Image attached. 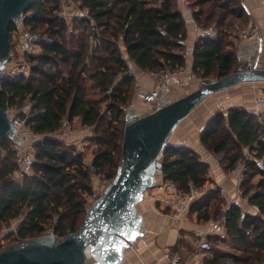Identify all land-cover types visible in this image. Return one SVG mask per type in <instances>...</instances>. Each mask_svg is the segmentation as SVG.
Wrapping results in <instances>:
<instances>
[{
  "label": "trees",
  "instance_id": "16d2710c",
  "mask_svg": "<svg viewBox=\"0 0 264 264\" xmlns=\"http://www.w3.org/2000/svg\"><path fill=\"white\" fill-rule=\"evenodd\" d=\"M79 2L89 17L75 18L68 28L65 21L57 20L58 0H32L26 21L32 29L49 35L52 42L43 44L40 52L30 57L27 77L0 78V106L5 109L7 102L20 107L24 101H31L30 129L41 135L34 143L32 173L21 181L11 179L16 169L13 140L0 137V229L19 218L7 246L40 236L50 227L55 236L62 237L76 231L84 218L85 197L92 190L90 170L72 142L51 135L64 117L79 118L83 126L93 128L96 148L91 163L98 167L103 180L110 181L116 175L126 124L125 113L121 115L134 91L135 79L123 73L111 83L112 77L103 72L109 61L120 63L121 52H126L129 60L145 71L185 65L184 54L174 50L185 37V22L173 0L154 5L146 0ZM188 4L196 6L192 15L198 25L214 24L218 30L216 38L202 36L195 43L192 70L206 81L239 70L228 27L230 17L243 14L241 0H188ZM92 22L98 29L95 41L90 38ZM161 28L164 34L159 32ZM13 31L11 23L10 42ZM90 79L93 83L88 86ZM92 87H97V97H88ZM201 140L220 157L225 168L245 161L241 193L258 211L255 215L246 212L241 221L238 205L231 204L224 211L227 234L223 241L239 253L223 252L210 244L212 255L206 257V264H222L219 259L225 254L233 256L234 264H263L264 192L259 189L264 190V129L259 118L245 109L230 107L227 114L217 112L207 122ZM247 146L250 155L245 159L243 148ZM160 160L163 180L178 189H187L189 182L202 187L208 178V164L191 148L168 145ZM257 174H262L259 181L250 182ZM223 202L218 189H209L190 208L198 218L208 219L220 216Z\"/></svg>",
  "mask_w": 264,
  "mask_h": 264
},
{
  "label": "crops",
  "instance_id": "0c3cea01",
  "mask_svg": "<svg viewBox=\"0 0 264 264\" xmlns=\"http://www.w3.org/2000/svg\"><path fill=\"white\" fill-rule=\"evenodd\" d=\"M241 2L244 11L242 16L240 15L239 17L230 19V27L233 28L234 34L230 33L229 39L233 42L236 60L240 69L252 65L259 50L262 56L261 67L264 62V0H241ZM177 9L184 18L185 37L181 41V45L174 47V50L184 54L185 65L179 68L178 76L169 79L167 87L162 89L161 98L163 101L173 100L185 94L183 92L181 93V91L189 83L195 84L193 80L189 78V70L192 69V51L195 43L203 36L198 31L200 25L196 23L192 15V11L196 9V6L190 7L189 4L185 5L181 0H178ZM241 18L244 19V21H241L244 24V28L242 29L237 25ZM247 29L250 31L254 30V32H252L249 38L241 39L238 35L239 31ZM230 47L231 44L227 46V48ZM120 48L123 49V45H120ZM253 56L255 57L254 60ZM103 72L110 79L112 77L111 83H114L123 73H129L133 75L135 81H139L143 86L153 87L155 85L150 71L138 68L129 60L126 52H123L120 63L115 62V60L111 63L109 62ZM248 82L260 83L259 80L239 82L206 97L177 123L169 138L171 144L183 145L191 148L198 153L201 160L208 164V178L203 186L206 188L205 192L209 189L219 190L221 197L224 199L220 214L229 208L232 198L235 199L233 204L238 205L241 208V212H247L252 215L258 212L257 207L252 205L245 195L237 193L236 179L231 174L230 169L225 168L220 161V157L214 154L201 140V134L207 122L217 112H220L215 109L217 103L223 105V110L221 112L224 114H227L230 107H237L245 109L259 118L260 113L264 109V105H256L253 102L254 95L251 96L249 92L244 91L245 88L241 85ZM135 90L134 88V94ZM96 92L98 91L96 90ZM97 96L96 93H92V95L90 92L88 93V97ZM129 111H133V113H144L149 111V107L146 103L138 99L133 105H130L126 109L125 114L129 113ZM73 123L75 132L64 140L72 142L77 148L78 143H80V141L77 143V140L81 139L82 144L86 148L88 142L87 137L89 136L91 127L83 126L79 118H74ZM76 124H79V127H77ZM243 154L244 157L250 155L249 146L243 148ZM82 157L85 163H90L92 161V156L86 159L84 156ZM90 176L91 183L93 184L96 176ZM261 177L262 174H257L250 182L257 183ZM161 181L162 175L155 170L152 185L150 187ZM165 185L168 190L176 188L175 185L170 182H165ZM147 189L144 191L141 198L133 205L135 215L140 217L137 223L138 226L133 228L128 236L126 235L123 237L124 243L120 248L119 257L114 264H141L142 262L160 264L162 262V252L164 249L169 248L174 251H179L182 254H187L203 235H206L207 238L211 237L221 244L224 243L223 238L226 235L219 236L210 233V222L216 219L213 215L208 219H203L198 218L196 212L192 211L191 208L180 214L174 212L170 208H162L149 200L146 194ZM215 246L219 247L218 244ZM209 254L210 250L204 252V256L198 264H206V257L211 256V254ZM91 258H93L92 255ZM221 259L220 257L219 260L222 264H230V262H225V260L222 261ZM92 260L91 262H97L94 258ZM232 263L234 264V261H232Z\"/></svg>",
  "mask_w": 264,
  "mask_h": 264
},
{
  "label": "water",
  "instance_id": "95a60500",
  "mask_svg": "<svg viewBox=\"0 0 264 264\" xmlns=\"http://www.w3.org/2000/svg\"><path fill=\"white\" fill-rule=\"evenodd\" d=\"M31 2L0 0V69L9 58L10 24ZM256 80H264V67L257 66V56L249 67L208 80L173 100L163 101L157 109L129 111L125 114L116 175L92 202L78 229L62 237L42 234L10 244L0 250V264H114L123 237L138 226L140 217L135 215L133 205L152 185L155 161L168 145H173L169 138L177 123L206 97L239 82ZM2 136L21 142L10 116L0 106ZM91 255L97 262H91Z\"/></svg>",
  "mask_w": 264,
  "mask_h": 264
},
{
  "label": "built area",
  "instance_id": "2783aa9c",
  "mask_svg": "<svg viewBox=\"0 0 264 264\" xmlns=\"http://www.w3.org/2000/svg\"><path fill=\"white\" fill-rule=\"evenodd\" d=\"M185 5H188V0H181ZM89 17L85 10H79L77 13V18L82 19ZM26 11L18 14L17 19L13 22L14 31L13 34L17 35V46L15 52L10 49L9 58L4 63V66L0 69V78L2 77H15L22 76L27 77L30 74L31 70V59L32 55H37L40 52L41 46L43 44H48L52 42V38L47 34H42L39 31L32 29L31 25L26 21ZM90 38L92 41H95L98 36V29L94 22L91 26ZM198 31L203 36H208L211 38H216L218 36V30L214 24L208 26H199ZM161 34L165 33V30L161 28L159 30ZM253 31L241 30L238 35L242 38H249L252 35ZM95 34V35H94ZM122 40V36H118V42ZM95 45V43H94ZM123 56V52H121ZM257 56V66L260 67L262 63V57L260 56V50ZM264 67V62L263 66ZM178 68H172L166 66L164 69L159 71H150L151 76L154 79L155 85L153 87L143 86L139 81L134 82L135 87V96L137 99L146 103L149 107V110L157 109L163 104L161 98L162 89L166 88L168 85V80L175 78L179 73ZM189 78L193 80L194 83H197L198 86L206 82V78L196 74L192 69L189 70ZM260 85L257 91L253 96V102L256 105H264V80L259 81ZM111 86L108 87L107 92H111ZM33 103L31 101H26L25 104L19 108L10 106L6 102L5 111L10 116L11 126L15 130L17 136L21 138V142H13V152L16 162V169L11 174V179L14 181H21L25 175L32 173V166L35 162V148L34 143L41 138V135L33 132L30 129V124L28 122L29 110ZM217 111L223 110V105L217 103L215 106ZM259 122L261 127L264 129V109L259 115ZM73 120H68L64 117L59 127L51 133V135L66 139L72 135L74 131ZM80 141V143H78ZM77 153H81L84 156L85 146L82 144L81 139L77 140ZM248 158V155L244 157ZM90 174L96 176L95 181L92 184L91 192L85 197V211L89 209L92 202L98 198L103 192L104 188L108 184L106 180L101 179L98 173V167L93 163H86ZM156 172L162 175V164L161 160L155 161ZM244 170H245V161L237 162L231 169V174L236 179V191L241 193V184L244 179ZM206 188L204 186L198 187L194 183L189 182L187 189H178L174 188L168 190L165 181H162L147 190V197L155 205L162 208H170L176 213H183L188 210L191 204L204 192ZM259 192L263 193V189H259ZM235 201L234 198L230 200V203L233 204ZM245 213L240 212L239 220H243ZM211 231L210 233L216 234L219 236H225L227 234L226 227V215L223 211L219 217L211 220L210 222ZM16 231L13 229H8V232ZM44 234H54L53 227L47 228ZM55 235V234H54ZM4 237H0V250L7 246V242L4 241ZM211 248L210 243L206 237L203 235L200 239L193 245L190 252L187 254H182L179 251H174L169 248L164 249L162 252V262L160 264H198L204 256V252L209 251ZM141 264H148L142 262ZM264 264V263H263Z\"/></svg>",
  "mask_w": 264,
  "mask_h": 264
},
{
  "label": "rangeland",
  "instance_id": "374dc122",
  "mask_svg": "<svg viewBox=\"0 0 264 264\" xmlns=\"http://www.w3.org/2000/svg\"><path fill=\"white\" fill-rule=\"evenodd\" d=\"M147 1V3H149V4H157V3H159L160 1L159 0H146ZM173 2L175 3V6H177L178 7V0H173ZM191 7V6H190ZM79 10H84V9H82L81 8V6H80V2H79V0H58V11H57V14H58V17H57V20H58V22L59 21H65L66 22V24H67V27L68 28H70V27H72V23H73V20L75 19V18H77V13L79 12ZM231 19L232 18H234V17H230ZM241 21H244V19L243 18H241L240 19V21L237 23V25H238V27L240 28V29H242V28H244V24H243V22H241ZM241 22V23H240ZM210 25V24H209ZM233 28H231V27H228V30H229V32L231 33V34H234V30H232ZM238 29V28H237ZM238 31V30H237ZM236 31V32H237ZM66 32H67V30H66ZM40 33H42L41 31H40ZM42 34H44V33H42ZM11 43H12V47H11V50L13 51V52H15V48H16V46H17V35L16 34H13L12 36H11ZM260 56H261V53H260ZM262 57V56H261ZM254 56H253V60H254ZM110 63L111 62H113L112 60L111 61H109ZM63 66V65H62ZM214 77H211V78H209L210 80L211 79H213ZM93 83V80L92 79H90V80H88V86H90L91 84ZM192 84L193 83H189L184 89H187V90H182L181 91V93L183 92V93H186V92H188V91H190V90H192V89H194L195 87H197L198 86V84L197 83H195V84H193V86H192ZM259 85H260V83H244V84H242L241 86H244V91H246V92H249L250 94H251V96H253L254 95V93L257 91V89L259 88ZM190 86V87H189ZM95 87H92V88H90L89 89V91H88V93L90 92V94L92 95V93H96V90H97V87L94 89ZM241 88H243V87H241ZM185 91V92H184ZM97 95H98V93H96ZM95 95V94H94ZM138 99L136 98V96H135V94H134V91H131V95H130V98H129V102L127 103V105H125V107L123 108V113H122V115H121V117H124V113H125V111H126V109L130 106V105H133L136 101H137ZM27 101V100H26ZM26 101H24L23 103H22V105L21 106H23L24 104H25V102ZM20 106V107H21ZM17 108H19V107H17ZM105 108V107H104ZM76 126L77 127H79V124H76ZM95 133H94V130H93V128L91 127L90 128V133H89V136L87 137V140H88V142H87V146H86V148H85V152H84V158L86 159V158H89L90 156H92L93 157V154H94V151H95V148H96V140L94 139L95 137ZM107 182H109V180L107 181ZM149 189V188H148ZM147 189V190H148ZM146 194H147V192H146ZM210 210H212L211 208H210ZM217 217V215L214 217V218H216ZM18 222H19V218H14V219H12V220H10V221H8L7 223H4L3 224V226H2V228L0 229V237H4V241L5 242H7V243H9L13 238H12V236L15 234L14 233V231H12V232H8V229H13V230H17V225H18ZM12 233V234H11ZM210 242V244H211V246L213 247V246H215V245H219V247L221 248V250L223 251V252H229V253H239V250L238 249H236V248H233L229 243L227 244V242L225 241L223 244H221L219 241H217V240H214L213 238H211L210 237V240H209ZM210 254L212 255V253L210 252ZM209 254V255H210ZM222 259V261H224L225 260V262L226 261H228V262H230V264H233L232 263V261H234V258H233V256L231 255V254H225V255H223L222 257H221ZM232 259V260H231Z\"/></svg>",
  "mask_w": 264,
  "mask_h": 264
}]
</instances>
